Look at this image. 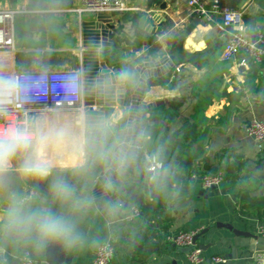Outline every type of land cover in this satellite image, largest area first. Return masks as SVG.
<instances>
[{"label": "crops", "instance_id": "crops-1", "mask_svg": "<svg viewBox=\"0 0 264 264\" xmlns=\"http://www.w3.org/2000/svg\"><path fill=\"white\" fill-rule=\"evenodd\" d=\"M203 1L210 3L213 0ZM122 2L128 10L116 13L122 23L137 29L140 14L147 11L137 4H143L144 1ZM161 2L167 4V9L159 13L164 19L158 24L162 33L156 36L143 33V38H135L134 41L138 42L137 56H141L144 51L142 42H147L149 50L155 49L160 43L159 49L166 52L172 39L183 33L186 34L183 42L186 52L208 53L209 56L197 66H181L180 72L175 68L153 83L144 102L163 103L145 114L142 120L145 128L149 131L151 127L157 126L163 136L166 129L175 131L182 122L188 120L187 114H191L192 108L201 109L209 126L206 152L213 155L225 150L245 157L249 162L248 172L261 179L260 188L253 195L263 198L264 149L261 151L258 148L247 128L253 120L264 123V63L240 65L243 59H248L244 52L233 61H222L226 38L215 24L205 23L199 18L188 6V0L158 1ZM223 3L244 10L243 25L251 39L252 35L258 36L260 30L264 32V0H223ZM43 4L47 6L42 8ZM24 7L34 13L17 15L14 20L16 52L0 57L9 58L18 69L40 67L46 71L81 70V23L96 14L78 13L82 8V0H0V11ZM251 64L258 68L257 72L249 69ZM173 74L178 75V84L174 82L169 87L161 85V82L172 79ZM249 79L254 84L251 89L245 86ZM241 92L243 95L237 100L235 94ZM172 104L182 105L180 116L174 120L165 116ZM82 109L85 110L84 107ZM124 110L120 107L106 109L108 114H114L117 119L123 118ZM167 141L176 145L178 138L170 137ZM164 150L168 151L170 147ZM19 177L11 173L9 182L0 186V220L14 199L29 197L31 189L23 182L19 187L15 186V180ZM137 182L133 176L120 178L124 195ZM247 186L245 180L223 181L214 188L206 189L200 179L194 180L189 195L167 207L163 215V235L170 240L180 232H197V244L203 248L205 264H212L211 258L215 256L225 257V264H255V255L264 250V238L258 233V227L264 223L254 216L241 217L238 214V198L241 190ZM16 192L20 194L18 197L14 194ZM87 197L91 203L90 193ZM127 201V198L116 200L101 209L88 203L77 212L68 211L76 220L77 229L83 237V242L74 247L63 245L66 258L71 260L70 264H92L96 249L103 242H111L115 249L110 264H136L135 237L139 228L134 222L123 220L126 209L122 208ZM220 223L250 232L258 239L237 236L224 227H218ZM48 245L42 250H34L40 264H46ZM18 257L17 253L13 255L12 264H19ZM143 264L193 263L172 244L166 252L151 257Z\"/></svg>", "mask_w": 264, "mask_h": 264}, {"label": "clouds", "instance_id": "clouds-1", "mask_svg": "<svg viewBox=\"0 0 264 264\" xmlns=\"http://www.w3.org/2000/svg\"><path fill=\"white\" fill-rule=\"evenodd\" d=\"M138 75L123 67L116 73L101 74L87 83V89L109 98L136 88ZM63 98L41 111L30 105L48 91L44 68L18 69L7 57H0V186L10 174L50 181L51 201L42 206L35 195L13 200L0 220V235L22 237L36 250L60 242L74 247L83 242L76 220L66 210L77 212L89 198L69 177L96 179L99 173L105 189L115 187V177H123L141 163L147 168L148 182L161 188L166 178L164 148L156 146L144 155L151 134L142 125L114 114H93L79 108L85 91L80 74L63 78L56 85Z\"/></svg>", "mask_w": 264, "mask_h": 264}, {"label": "water", "instance_id": "water-1", "mask_svg": "<svg viewBox=\"0 0 264 264\" xmlns=\"http://www.w3.org/2000/svg\"><path fill=\"white\" fill-rule=\"evenodd\" d=\"M143 1V4L140 3L137 4V6H143L147 11L140 14L137 29L130 28L128 24L122 23L116 12L109 14L100 13L81 23V36L79 42L81 45V70L85 82V110L93 114L107 115L106 109H114L115 107L127 109L128 116L126 119L132 120L145 128V124L142 122L145 114L163 103L157 102L147 104L144 102L146 93L153 83L157 79L169 74L175 68L185 65L197 66L200 62L208 58L209 54H191L186 52L183 48L186 34L183 33L172 39L171 46L166 52L159 49L160 43L156 45L154 50H149L147 42H142L144 51L142 55L138 57L136 54L138 42H135L134 39L143 38V33L150 36L161 34L162 30L158 28V24L160 21H164V19L159 13L167 9V4L165 2L158 3L159 0ZM46 6L47 4H43L42 8ZM252 40L256 42L257 36L252 35ZM123 67L135 69L139 78V83L136 88L128 91L124 95L112 98L88 91V81L96 77L98 73H116ZM249 69L256 72L258 71V68L252 64L249 65ZM144 155H146L145 150L141 153V159H143ZM127 176L136 177V179L141 182L147 176V168L141 163L139 170L132 168L125 176L115 177V187L112 189H105L103 181L100 175H98L90 192L92 198L90 204H94L98 209H101L108 203L127 198L128 201L122 208L125 210L130 202L142 203V197L132 192L134 186L128 188L126 195H124V191L121 189L120 178L124 179ZM21 182L29 187L31 191L36 189L37 194L42 195L44 193L45 186L42 182L35 187V183L31 178L19 177L15 180V186L19 187ZM14 194L15 196L20 195L17 192ZM41 205L47 207V203L43 198L41 200ZM217 226L221 228L224 227L237 236L253 238L255 240L258 239V237L252 233L238 230L232 225L220 223L217 224ZM18 238H20V236H18ZM198 240L199 235L195 237L194 243L197 244ZM63 245L64 244L60 242H52L48 245L46 264H70L71 260L70 258H66ZM199 247L203 249L202 246ZM177 249L187 254L192 248L177 247ZM261 251L262 252H258L255 255V264H259L261 256H264V250Z\"/></svg>", "mask_w": 264, "mask_h": 264}, {"label": "trees", "instance_id": "trees-1", "mask_svg": "<svg viewBox=\"0 0 264 264\" xmlns=\"http://www.w3.org/2000/svg\"><path fill=\"white\" fill-rule=\"evenodd\" d=\"M151 50H154V47ZM177 77V74H173L172 79L161 82V85L169 87L173 85L171 83L175 82L178 84L179 79ZM262 83L264 84L263 81ZM253 85L250 79L245 84L250 89ZM242 95V92L235 94V98L238 100ZM181 107L182 105L177 104L170 105L166 111V118L171 120L178 118L182 111ZM202 113L201 109L192 108L191 114H187L188 120L182 122L175 131L166 129L163 136L157 126L149 129L151 142L144 150L148 152L156 146H163L164 149L169 146L170 150H164L163 154L167 169L163 186L156 188L145 178L143 181L137 182L132 189L133 194L140 195L143 200L142 203L132 202L137 203L140 210L139 217L134 221L139 228V232L135 237L136 264H143L151 257L163 254L172 245L170 240L163 235L165 232L163 215L169 204L189 195L194 181L192 179L194 174L200 178L206 175L217 176L221 174L223 181L245 180L248 186L240 192L237 202L238 214L241 217L245 215L254 216L259 222L264 223V197L259 198L253 195L260 188V177L253 176L248 172L249 162L241 155L225 150L213 155H209L206 152V137L209 132V126L207 124L208 120ZM170 137L178 138L176 145H171L167 141ZM98 175L99 173L95 180L90 177L69 178L87 196L91 192ZM41 182L45 186L44 193L42 195L37 194L35 189L29 193V197L35 195L37 202L40 204L43 198L47 206H51L53 210H56L58 205L51 201L50 181L34 180L35 187ZM66 211L68 212L69 210ZM0 248L7 258V264H12L15 253L20 257L25 253H30L36 259L34 255L35 248L22 237L0 235Z\"/></svg>", "mask_w": 264, "mask_h": 264}, {"label": "built area", "instance_id": "built-area-1", "mask_svg": "<svg viewBox=\"0 0 264 264\" xmlns=\"http://www.w3.org/2000/svg\"><path fill=\"white\" fill-rule=\"evenodd\" d=\"M188 6L205 23L215 24L221 31L222 36L226 38V45L221 55L222 61H233L240 53L244 52L248 59H243L240 65L247 66L249 62L253 64L264 63V32L260 30L257 41L253 42L243 25L244 10L231 8L224 4L223 0H213L210 3L203 0H188ZM125 10H128V8L123 5L122 0H82V8L77 12L80 14H109ZM30 13H34V11L25 7L0 11V56H2V54L14 55L16 52L14 20L17 15ZM177 72H180V68H177ZM76 74H80L83 78L82 70L47 71L48 91L45 95L36 99L30 107L34 111H41L49 105L54 106L57 101L63 98V93L55 86L58 85L63 78ZM77 106L79 108L84 107V93L79 98ZM247 132L255 139L258 148L262 151L264 149V123L253 120L248 125ZM192 179H200L206 189L216 187L223 182L221 174L217 176L206 175L202 178L194 174ZM139 215L140 210L137 203H131L124 212L123 220L126 222H134ZM258 233L264 238V225L258 227ZM197 235V232H180L176 236L171 237L170 242L176 247L192 248L191 251L186 254L189 261L193 264H205L203 250L198 244L194 243V239ZM114 254L115 249L113 244L111 242H103L97 247L92 264H110ZM17 259L19 264H40L30 253H25ZM211 262L212 264H225L227 263V259L225 257L215 256L211 258ZM7 263L8 261L4 252L0 250V264ZM259 264H264L263 255L260 258Z\"/></svg>", "mask_w": 264, "mask_h": 264}]
</instances>
